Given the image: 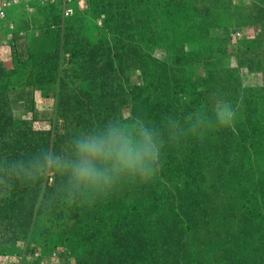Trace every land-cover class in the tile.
<instances>
[{
    "label": "rangeland",
    "instance_id": "374dc122",
    "mask_svg": "<svg viewBox=\"0 0 264 264\" xmlns=\"http://www.w3.org/2000/svg\"><path fill=\"white\" fill-rule=\"evenodd\" d=\"M67 7L0 0V264H264V0Z\"/></svg>",
    "mask_w": 264,
    "mask_h": 264
},
{
    "label": "trees",
    "instance_id": "16d2710c",
    "mask_svg": "<svg viewBox=\"0 0 264 264\" xmlns=\"http://www.w3.org/2000/svg\"><path fill=\"white\" fill-rule=\"evenodd\" d=\"M258 14L259 15H261L260 17V19H262L263 21H264V14H262V12H258ZM251 42H252V40H251ZM254 42V41H253ZM247 50L249 49H251V45H248L247 47ZM213 74L212 73H210L209 74V77H210V79H209V83H211V82H214V80H215V87H213V91H216L217 93H219V94H221L222 92H225V90H224V86H220L219 84H220V82H218V81H216V79L215 78H211V76H212ZM31 81H33V80H31ZM184 83V82H183ZM183 83H182V85H183ZM219 85V87L217 88V86ZM212 90H209V88L207 89V91H208V93L210 92V91H212ZM239 90V89H238ZM238 92V91H237ZM236 92V93H237ZM202 93H206V92H203L202 90L199 92V94H197L196 92H192L191 93V99H192V104H196V105H199V103L201 102V103H203L202 101L203 100H205L206 99V97L203 95H201ZM207 94V93H206ZM200 97V98H199ZM199 99V100H198ZM253 100H256V97L255 96H253V95H248V94H246V93H242V95H241V105H242V108L243 109H245V110H248L250 113H252L253 114V111H256V108L255 107H253L252 108V103H253ZM200 101V102H199ZM208 102H210V100H208ZM200 103V104H201ZM241 124H244V125H247L248 126V131H250V132H248V133H251V135H252V133L254 132V130H255V127L254 126H249V122L247 121V120H245L244 119V121H243V123H241ZM138 248V245H137V247L135 248V249H137Z\"/></svg>",
    "mask_w": 264,
    "mask_h": 264
},
{
    "label": "built area",
    "instance_id": "2783aa9c",
    "mask_svg": "<svg viewBox=\"0 0 264 264\" xmlns=\"http://www.w3.org/2000/svg\"><path fill=\"white\" fill-rule=\"evenodd\" d=\"M54 1H55V0H54ZM59 1H60L61 3H64V5H65V11H66L67 13L70 12V11H71V12L73 11L72 8L69 9V8L67 7L68 2L71 1V0H59ZM35 255L38 256L39 253L36 252ZM11 264H24L23 256L20 255V254H16V256H15L14 259L12 260ZM41 264H44V263L41 262Z\"/></svg>",
    "mask_w": 264,
    "mask_h": 264
}]
</instances>
